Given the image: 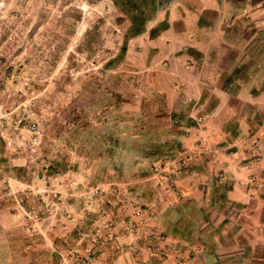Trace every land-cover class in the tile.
<instances>
[{
	"label": "rangeland",
	"instance_id": "rangeland-1",
	"mask_svg": "<svg viewBox=\"0 0 264 264\" xmlns=\"http://www.w3.org/2000/svg\"><path fill=\"white\" fill-rule=\"evenodd\" d=\"M201 2L198 62L188 0H0V264H182L264 214V0Z\"/></svg>",
	"mask_w": 264,
	"mask_h": 264
},
{
	"label": "crops",
	"instance_id": "crops-1",
	"mask_svg": "<svg viewBox=\"0 0 264 264\" xmlns=\"http://www.w3.org/2000/svg\"><path fill=\"white\" fill-rule=\"evenodd\" d=\"M201 1L208 0H188V3L183 7V11L188 13L187 17L189 19H182L183 23L179 21V27H175L177 28L176 31L173 29H171V31L168 28L166 29V33L171 32L173 35L176 34V32L177 34H179V32L183 33L182 40L188 46L190 45L192 49H196L195 52L193 50L191 52L196 56L195 58L199 59L197 60L198 62L200 61L199 54L201 53V55L204 56L203 51L205 49L203 46L211 45V38L213 39V35H211V23L206 22L203 14H201L209 8L203 6V4L201 5ZM213 1L216 2V0ZM212 7L217 9L215 6ZM173 26H176V23ZM222 29L223 26L221 27V30ZM222 32L224 33L223 30ZM222 41L223 40L220 39V43ZM187 57L193 58L191 54L187 55ZM216 60H218V58H216ZM219 61L220 58L217 64L215 62L213 64L216 66L219 64ZM216 120L215 118V121ZM227 135H229V133H227ZM221 146L222 149L226 147V145ZM251 171L254 172V170ZM241 188H243V186ZM238 189H240V186H238ZM240 197L241 196L237 192L232 191L230 195L228 194L227 201H229L231 205L234 204L238 206ZM248 213L247 224H240L238 221L239 216H237V218L234 216L230 217L229 221H226V224L230 225L229 228L227 230L222 228L219 232L215 233L216 235L214 236L212 247L207 246L206 243L201 244L196 250L190 251L189 259L187 258L182 264H264V214ZM235 231L237 234H235ZM240 233L247 237V240H245L244 243L242 241L241 245H239L238 242L240 241Z\"/></svg>",
	"mask_w": 264,
	"mask_h": 264
}]
</instances>
